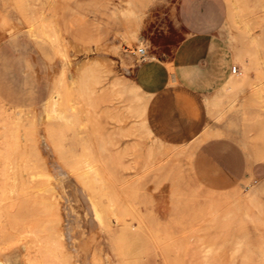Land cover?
<instances>
[{
  "label": "rangeland",
  "instance_id": "1",
  "mask_svg": "<svg viewBox=\"0 0 264 264\" xmlns=\"http://www.w3.org/2000/svg\"><path fill=\"white\" fill-rule=\"evenodd\" d=\"M184 2L0 0V264H216L245 232L229 172L264 157V0L190 2L225 44L209 81ZM225 56L245 75L226 91ZM221 183L239 200L218 207ZM243 243L230 264H253Z\"/></svg>",
  "mask_w": 264,
  "mask_h": 264
},
{
  "label": "crops",
  "instance_id": "2",
  "mask_svg": "<svg viewBox=\"0 0 264 264\" xmlns=\"http://www.w3.org/2000/svg\"><path fill=\"white\" fill-rule=\"evenodd\" d=\"M185 2L182 5V17L184 18V21L187 20L184 24L186 27L189 29L188 31L192 33H195L197 31H200V33H205V40L203 39L202 45L199 49L200 57L204 61V66L201 69L200 72V80L201 81H209L212 80L213 78L211 77V73L209 70L211 69L212 66V60H213V55L215 54L218 56V52H215L214 50L218 49H223L225 48V44L222 40L215 38L211 36L208 33L209 27H211V24L205 20L201 19L199 22L200 27H196V21L193 19H190L191 15V1L195 0H184ZM204 1H220V0H204ZM206 15V10L204 12ZM216 17H218V14H216ZM218 24V22H217ZM199 29V30H198ZM186 40L182 41L179 43V45L175 46V52H174V57H173V63L176 62L178 59H180V53L182 48L185 47ZM219 54H223L219 53ZM223 56V55H221ZM223 63H221V66H219V71L215 75L216 81L218 80H224L222 84L223 90H232L236 88L235 85H231L230 83L233 81H244L245 75L241 72H235L233 73L230 71L229 73V58L224 57ZM172 63V62H170ZM237 70H239L238 66ZM206 71V72H204ZM236 75V76H234ZM238 79L236 80L235 78ZM234 78V79H232ZM230 84V85H229ZM203 84H201L202 87ZM208 88V85L206 86ZM240 116H238V120H240ZM236 137H234L235 139ZM234 143V141H233ZM249 158H246L242 153L239 151L233 155L232 160L235 161H240V160H247ZM251 159V158H250ZM255 158H252V160ZM230 176L235 177V181H239L240 178L242 180L246 179L249 181L251 184L249 187H246L242 191V198L247 203L248 207V212H247V225L245 228V232H243L241 235L236 232H232L229 234V237L226 238L227 241H230V243L227 244L225 254L224 250H222V254L217 255V263L216 264H230V255H229V247L233 246V242L239 240L240 237H243V245H246V250L249 253V256L253 260V264H264V158L255 161L251 165L248 166V169L246 170L245 173H241L239 169H234L232 168L229 172ZM239 186L237 184H231V185H224L223 183L221 184H215L214 190L216 193L215 199H216V204L219 206L220 201L221 204L225 194L229 195L230 194H236L235 196L239 200ZM232 192V193H231ZM219 193L221 195H219ZM220 198H219V197ZM235 196H232L236 199ZM219 200H218V199ZM251 200V201H250ZM219 201V202H218ZM249 201L251 203H249ZM261 207V208H260ZM220 219L217 217V224L219 223ZM204 240L207 242V244H212V246H215V249L217 250L220 245H223V241L225 240L223 234L219 233L218 231L216 233H206ZM214 241V242H213ZM216 243V244H215ZM238 261H235V264H237Z\"/></svg>",
  "mask_w": 264,
  "mask_h": 264
},
{
  "label": "bare ground",
  "instance_id": "3",
  "mask_svg": "<svg viewBox=\"0 0 264 264\" xmlns=\"http://www.w3.org/2000/svg\"><path fill=\"white\" fill-rule=\"evenodd\" d=\"M83 68H84V67H83ZM235 74H237V73H235ZM241 74H242V72H241ZM234 76H236V75H234ZM234 78H235V77H234ZM234 78H232V79H234ZM235 79H236V78H235ZM237 79H238V77H237ZM237 79H236V80H237ZM242 82H243L242 80H241V81H238V80H237V81H233V82H231L230 84H231V85H235L236 87H237V86L239 87V86H240L239 84H242ZM112 83H114V82H112ZM116 83H117V82H116ZM230 84H229V85H230ZM113 86H114V85H113ZM132 88H133V87H132ZM108 89H109V88H108ZM113 89H114V88H113ZM134 89H135V88H134ZM109 91H111V89H110ZM109 93H110V92H109ZM134 94H135V93H134ZM104 95H105V94H104ZM107 95H108V92H107ZM107 95H106V96H107ZM109 96H110V95H109ZM123 96H124V95H123ZM124 97H125V96H124ZM126 97H127V96H126ZM148 97H149V96H148ZM115 98H116V96H115ZM115 98H114V99H115ZM117 98H118V97H117ZM120 98H121V96H120ZM118 99H119V98H118ZM123 99H124V98H123ZM125 99H126V98H125ZM123 101H124V100H123ZM126 101H127V100H126ZM126 101H125V102H126ZM111 102H112V101H111ZM111 102H110V105H111ZM147 102H148V100H147ZM112 103H113V102H112ZM116 103H117V102H116ZM118 103H119V101H118ZM122 103H123V102H122ZM144 103H145V101H144ZM128 104H129V103H128ZM107 107H108V106H107ZM110 107H111V106H110ZM112 107H114V106H112ZM116 107H118V106H116ZM116 107H114V108L116 109ZM142 107H143V105H142ZM108 108H109V107H108ZM120 108H121V107H120ZM120 108H119V109H120ZM125 108H126V109L128 108L127 110H130L129 105H128V107H125ZM112 109H113V108H112ZM113 110H114V109H113ZM139 110H140V108H139ZM131 111H132V110H131ZM135 111H137V110H135ZM135 111H134V112H135ZM140 111H141V110H140ZM132 113H133V111H132ZM140 113L142 114V112H140ZM140 113L138 114V111H137L136 114H137V115H140ZM134 114H135V113H134ZM136 114H135V117H136ZM224 115H225V114H224ZM221 116H223V115L221 114ZM139 117H141V116H139ZM142 117H143V115H142ZM143 119L145 120L144 117H143ZM143 119L141 120V122H142V121L144 122ZM143 122H142L141 125H143ZM131 126H132V125H131ZM134 126H135V124H134ZM136 126H137V125H136ZM146 126H147V125H146ZM132 127H133V126H132ZM142 127H143V126H141V128H142ZM133 128H134V127H133ZM134 129H135V128H134ZM147 132H148V131H147ZM151 135H152V134H151ZM199 141H200V140H199ZM168 145H169V144H168ZM191 145H192V144H191ZM186 146H187V145H186ZM186 146H185V147H186ZM253 146H254V145H253ZM257 147H258V146H257ZM257 147H254V148L258 151ZM184 149H185V148H184ZM187 149H188V148H187ZM259 149H261V147H260ZM181 150H182V148H181ZM179 151H180V150H178V152H179ZM174 152H175V151H174ZM162 153H163V152H162ZM176 153H177V151H176ZM257 153H260V152H257ZM177 154H178V153H177ZM179 154H180V152H179ZM260 154H261V153H260ZM262 155H263V154H262ZM260 156H261V155H260ZM263 158H264V157H263ZM158 159H159V158H158ZM260 159H261L260 157L257 158V160H260ZM171 160H172V158H171ZM169 163H170V161H169ZM157 164H158V163H157ZM157 164H156V166H157ZM163 164H164V163H163ZM158 165H159V164H158ZM160 166H161V165H160ZM158 167H159V166H158ZM162 168H163V167H162ZM190 168H191V167H190ZM191 174H192V173H191ZM192 178H193V177H192ZM193 179H194V178H193ZM213 192H214V195L216 196L215 191H213ZM211 193H212V192H211ZM231 193H232V192H231ZM221 194H222V193H221ZM221 194L219 193V195H221ZM229 194H230V193H229ZM209 195H210V194H209ZM212 195H213V194H212ZM212 195H211V196H212ZM230 195H231V194H230ZM226 196H227V195H226ZM218 197H219V196H218ZM231 197H232V196H231ZM235 197H236V196H235ZM219 198H220V197H219ZM226 198H227V197H226ZM232 198H233V197H232ZM232 198H231V199H232ZM217 199H218V198H217ZM222 199H223V198H222ZM227 199H228V198H227ZM236 199H238V198L236 197ZM210 200H212V199L210 198ZM214 200H215V199H214ZM214 200H212V201H214ZM218 200H219V199H218ZM229 200H230V199H229ZM230 201H231V200H230ZM233 201H234V200H233ZM250 201H251V200H250ZM250 201H249V203H251ZM200 202H201V200H200ZM200 202H199V203H200ZM205 202H207V201L205 200ZM208 202H209V201H208ZM216 202H217V201H216ZM218 202H219V201H218ZM223 202H225V201H222V203H223ZM235 202H236V201H234V203H235ZM209 203H211V202H209ZM228 203H229V202H228ZM235 204H236V203H235ZM200 205H201V204H200ZM203 205H204V204H203ZM223 205H224V204H223ZM228 205H229V204H228ZM228 205L226 206V208L228 207V209H229L230 205H229V206H228ZM204 206H205V205H204ZM217 206H218V205H217ZM219 206L221 207V201H220ZM219 206H218V207H219ZM208 208H209V207H208ZM260 208H261V207H260ZM222 209H223V207H222ZM230 209H232V208L230 207ZM211 210H212V209H211ZM223 210H224V209H223ZM221 211H222V210H221ZM226 212H228L227 209H226V211H225L224 213H226ZM233 213H234V212H233ZM222 214H223V213H222ZM96 215H97V214H96ZM98 216H99V215H98ZM220 217H222L221 214H220ZM220 217H219V219H220ZM212 218H213V215H212ZM98 219H100V218H98ZM201 220H202V218H201ZM202 221H203V220H202ZM214 221H215V220H214ZM214 221H213V222H214ZM205 222H206V221L204 220V222H202V224L205 223ZM221 222H222V221H221ZM226 222H227V221H226ZM113 223H114V222H113ZM224 223H225V221H224ZM115 224H116V223H115ZM218 225H219V224H218ZM205 226H206V224L203 225V227H205ZM109 228H110V227H109ZM240 243L242 244V242H240ZM215 244H216V243H215ZM220 246H221V245H220ZM207 250H208V248H207ZM209 250H210V248H209ZM210 251H211V250H210ZM234 251H235V249H234ZM235 253H236V252H235ZM213 254H214V252H213ZM215 254H216V253H215ZM215 254H214V255H215ZM167 263H168V262H167ZM167 263H166V264H167Z\"/></svg>",
  "mask_w": 264,
  "mask_h": 264
},
{
  "label": "built area",
  "instance_id": "4",
  "mask_svg": "<svg viewBox=\"0 0 264 264\" xmlns=\"http://www.w3.org/2000/svg\"><path fill=\"white\" fill-rule=\"evenodd\" d=\"M137 53H138V58H139V60L140 61H144L145 60V58H146V49H144V48H140V49H138L137 50ZM231 71L233 72V73H235L236 71H237V67H236V65H233L232 67H231Z\"/></svg>",
  "mask_w": 264,
  "mask_h": 264
}]
</instances>
